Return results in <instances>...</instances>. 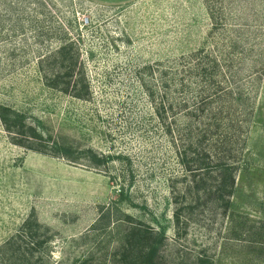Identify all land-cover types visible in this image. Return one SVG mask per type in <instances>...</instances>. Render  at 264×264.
<instances>
[{"label":"rangeland","instance_id":"rangeland-1","mask_svg":"<svg viewBox=\"0 0 264 264\" xmlns=\"http://www.w3.org/2000/svg\"><path fill=\"white\" fill-rule=\"evenodd\" d=\"M231 38L264 51V0H0V245L34 213L59 264H107L136 223L162 235L164 264H264L234 235L264 223V83L227 215L156 112L155 62Z\"/></svg>","mask_w":264,"mask_h":264},{"label":"trees","instance_id":"trees-1","mask_svg":"<svg viewBox=\"0 0 264 264\" xmlns=\"http://www.w3.org/2000/svg\"><path fill=\"white\" fill-rule=\"evenodd\" d=\"M213 26L221 29L220 23ZM240 41L231 38L224 42V49L216 44L153 64L166 89L156 108L157 116L164 123L168 112L173 116L164 133L183 169L194 179V190L206 193L224 215L230 214L236 176L264 83V51L259 53L251 45L242 47ZM248 60L254 63V67L249 66L254 72L244 79ZM262 60L260 64L258 61ZM254 81L260 82L257 87L252 85ZM7 112L0 107L3 121ZM180 122L184 124L178 125ZM94 159L98 160L90 161L96 165L102 161ZM239 229L234 234L238 239L254 237L264 245V223L251 228L244 223ZM54 239L51 228L31 213L16 233L0 245V264H59L52 258ZM162 239L161 234L141 223L130 224L107 264H164ZM90 262L84 258L76 264ZM194 264L213 262L199 254Z\"/></svg>","mask_w":264,"mask_h":264}]
</instances>
